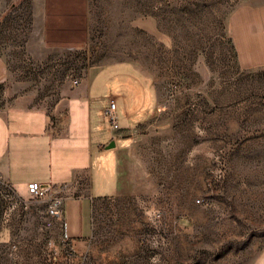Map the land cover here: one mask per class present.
<instances>
[{
	"label": "rangeland",
	"instance_id": "374dc122",
	"mask_svg": "<svg viewBox=\"0 0 264 264\" xmlns=\"http://www.w3.org/2000/svg\"><path fill=\"white\" fill-rule=\"evenodd\" d=\"M78 4L85 42L52 45L45 34L65 17L51 0H0V108L21 97L50 112L75 81L121 60L154 77L158 105L120 192L94 206L86 258L49 244L45 205L0 176V264L250 263L264 249V65L239 64L228 21L264 0Z\"/></svg>",
	"mask_w": 264,
	"mask_h": 264
},
{
	"label": "crops",
	"instance_id": "0c3cea01",
	"mask_svg": "<svg viewBox=\"0 0 264 264\" xmlns=\"http://www.w3.org/2000/svg\"><path fill=\"white\" fill-rule=\"evenodd\" d=\"M79 1L51 0L56 15L65 20L58 26L60 34L52 28L46 32L48 44L85 42L83 32L76 33ZM228 33L242 67L264 65V6L238 8L229 18ZM6 79L0 56V85ZM111 100L116 129L105 116ZM157 105L154 77L139 64L121 60L68 87L63 101L50 112L30 108L21 97L0 108V176L18 196L27 194L31 182L65 187L63 214L53 223L52 240L73 250L76 258L92 251L94 206L120 192L139 129ZM248 264H264V249Z\"/></svg>",
	"mask_w": 264,
	"mask_h": 264
},
{
	"label": "built area",
	"instance_id": "2783aa9c",
	"mask_svg": "<svg viewBox=\"0 0 264 264\" xmlns=\"http://www.w3.org/2000/svg\"><path fill=\"white\" fill-rule=\"evenodd\" d=\"M77 83V81L74 82V84ZM115 109V103L111 100L105 110V116L110 124V127L113 129L117 128ZM26 190L27 195L30 197L34 205H45V218L43 226L45 230L52 231L54 221L58 218H61L63 214L65 187L53 185H45V187H42V185L38 183L31 182L27 184ZM52 241V238H50L49 244ZM70 252L74 254L73 250H70Z\"/></svg>",
	"mask_w": 264,
	"mask_h": 264
},
{
	"label": "water",
	"instance_id": "95a60500",
	"mask_svg": "<svg viewBox=\"0 0 264 264\" xmlns=\"http://www.w3.org/2000/svg\"><path fill=\"white\" fill-rule=\"evenodd\" d=\"M42 187H45V186H42Z\"/></svg>",
	"mask_w": 264,
	"mask_h": 264
}]
</instances>
